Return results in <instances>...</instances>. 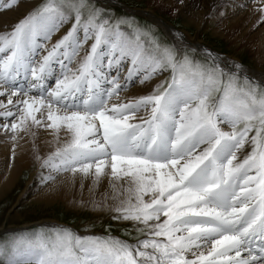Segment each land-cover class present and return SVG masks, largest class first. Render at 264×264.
<instances>
[{
  "label": "snow or ice",
  "instance_id": "snow-or-ice-1",
  "mask_svg": "<svg viewBox=\"0 0 264 264\" xmlns=\"http://www.w3.org/2000/svg\"><path fill=\"white\" fill-rule=\"evenodd\" d=\"M18 3L0 0V11ZM257 3L264 23V0ZM69 19L71 29L36 60L41 41ZM144 35L110 25L89 0H44L0 32V115L12 118L0 128L13 141L31 127L51 130L57 146L44 166L91 176L96 186L107 179L113 219L143 236L129 243L38 231L0 249L3 264H264V84L239 65L221 67L211 54V64L199 62ZM105 56L117 71L130 62L125 80L171 76L121 100L126 85L104 78ZM21 74L31 78L26 88L15 86ZM49 77L54 87L45 86Z\"/></svg>",
  "mask_w": 264,
  "mask_h": 264
},
{
  "label": "rangeland",
  "instance_id": "rangeland-1",
  "mask_svg": "<svg viewBox=\"0 0 264 264\" xmlns=\"http://www.w3.org/2000/svg\"><path fill=\"white\" fill-rule=\"evenodd\" d=\"M171 1L174 2L176 8H179L177 7V5L182 6V4H184L187 0H171ZM43 2L44 0H33V5L30 7V10L27 12V14L31 12L32 10L40 7ZM212 2L209 4L208 14L205 15V18H207L208 28L209 29L214 28L215 30H217L218 33L217 34L209 33L208 29L200 30V32L196 31L197 36L194 33L195 38L198 40H201V42H198V43L206 46L210 50H213L220 54L227 55L228 57H231V58L236 57L235 55L237 54L239 55V62L243 66L245 65V66L253 68L257 71L259 70L262 73H264V55H263L264 42L262 40L264 36V23L259 22L261 14L260 12L255 11L260 6L257 3V0H246L245 1L246 3L244 6L242 5L241 7H237V8L235 7V4L238 3V0H213ZM146 3H147L146 0H114V1L112 0L111 4L105 5V4H101L99 1H96V0H89V4L91 7H94L100 10L101 18L103 20H107L109 24L113 26L119 23L120 30L124 32L125 34H135L136 31L139 30L141 33L145 34L143 36L144 41H150L152 39H155L163 46L175 47L165 35L164 30L160 28L159 26L155 25L152 22V20H150L147 17V15H144L140 12L141 9H144L145 7H147ZM17 6L13 7L12 9L16 8ZM125 6L132 8V9L126 10ZM150 6H151V9L155 11V15L163 18L168 24H171L175 29L180 30L183 33L187 34L186 23H184L181 20L179 13H176V11H173L172 9L173 6L165 4V1L163 0H158L157 2L150 4ZM248 8H251L253 10L255 9L254 10L255 12L246 13V10ZM8 10H11V9H8ZM73 23H74V20L69 19L65 23L67 26L64 25L65 29L69 30L70 26ZM9 30H11V28L8 29L7 31ZM192 32L193 30H191V33ZM184 35H182V37H184ZM54 38H55L54 35H52L49 41H46V42L43 41L42 44L43 43H45L46 45L53 44ZM237 39L239 40V43L237 46H234L233 43ZM91 41L93 40L91 39ZM45 49L46 48H44L43 50ZM43 50L41 49L38 52H43ZM178 52L180 54H188L193 59L199 62H207L208 64L212 63L211 59L202 55L199 51H197L194 48L183 47V49L178 50ZM80 54H83V53L80 52L78 57H81ZM260 54H261V57H260ZM37 55L35 56L36 60H38L39 58V53H37ZM107 58L109 57L105 56L104 59H107ZM123 63L120 65L119 71H117V68L115 66L113 67V70L111 69L112 71L109 72V74L106 71V75H108V79L114 77L117 73V75L121 77L120 78L121 82L125 80V77H126L125 75L128 74V69L131 67V65L130 63H128L127 65V60L125 61L124 64ZM123 65H126L127 68L124 69L122 67ZM71 67L75 69V67H77V64L73 61ZM55 70H56V67H55ZM102 71L104 70L102 69ZM21 75L24 76L23 74ZM157 75L161 76L160 82L162 83L170 79L171 70L169 69L168 71H163ZM157 75L155 76L158 77ZM133 77H135L134 80L136 82L139 80L140 75H137V76L134 75ZM52 79L54 78L52 77ZM52 79L50 80L49 78L47 79L50 82H52L50 87H53V85L55 84L54 83L55 80H52ZM135 82H133V84L129 83V81L126 83L127 85L129 83V86L130 85L133 86ZM253 82L264 84L258 81H253ZM22 84L23 83H18V84H15V86L22 85ZM24 84H27V83H24ZM27 86L25 85V87ZM2 141L7 145V143L10 140L3 139ZM2 141L0 142V146L4 145ZM35 144H33L34 147L36 146ZM51 147L52 146H50V144H46V146H42L41 149L43 148L45 152L43 151L42 153L41 151L42 153L41 155L38 152L32 153L31 139H30L29 145L25 147V150L28 149L30 151L29 155H30L31 161L29 162H31V166L25 167L22 170V174L20 175L19 178L16 179L17 182L14 184V186H12L13 188L11 187L10 189H7L4 192H2L3 194H0V223L4 222V219L6 216H10L11 219L9 218V220L13 221L14 224H18L21 220H25L28 222L40 221L41 223H30L28 227L23 228V229H21L19 226L13 227V228H17L16 230H13L11 228L10 229L4 228V230L2 229V232L0 231L1 232L0 233V249H2L1 245L4 248L5 247L10 248L12 244L17 240L18 237H29L33 233L38 232V231L49 232L57 228H67L81 236L111 235L121 240L128 241L129 243H135L137 239H142L143 236L134 230L132 223L122 224L120 223L119 220L113 219L114 215L112 213L111 214L106 213V214L100 215V214H96L95 212H91L87 210L86 208H84L85 204L87 205V202H85L87 200L84 198L83 200L82 198L79 199V200H82L80 204L84 206L83 207L84 209L81 208V210L80 208L73 209V208L66 207L65 206L66 204L64 202L66 200V197L65 198L63 197L65 199L63 200V198L60 197V194H58V190H56L57 191L56 192L55 189H53L54 192L52 194L48 193L51 190H48L47 192H45L44 196H41L43 195L41 194V195H32L31 197V194H29L28 198H30L31 200L28 199L29 201L27 200L24 202L20 201L23 197V195H21L22 197L20 196V192L23 190L25 192L26 190L25 188L28 186L26 184L28 183L29 180H31L30 178H32V175H34L35 177L36 172H38V171L36 172L34 171L40 170V167L43 165V160L47 158L50 154V152L47 153V150H45V148L47 149ZM20 150L21 149H19L18 151ZM37 157H40V159H38ZM25 162L27 163V161ZM1 164L2 162L0 160V170H1ZM33 165H35V170H33V167H34ZM32 181L34 182V180ZM39 196H41V199L39 198ZM48 197H50L52 200ZM69 199L73 200L74 198L73 196H71ZM76 199L77 198L75 197L74 200ZM19 216H20V219H19ZM44 220L60 221L61 223H64V224L59 225V224H55V223L53 224L50 222L42 223ZM7 225H8L7 223H4L2 227H6Z\"/></svg>",
  "mask_w": 264,
  "mask_h": 264
},
{
  "label": "bare ground",
  "instance_id": "bare-ground-1",
  "mask_svg": "<svg viewBox=\"0 0 264 264\" xmlns=\"http://www.w3.org/2000/svg\"><path fill=\"white\" fill-rule=\"evenodd\" d=\"M96 1H99L101 4H105V5H107V4L109 5L112 3V0H96ZM157 1L158 0H146L147 7H145L144 9H141L140 12L144 15H147V17L150 20H152V22L155 25L159 26L160 28H162L164 30L165 35L171 41V43L176 47V49L182 50L183 47L194 48L197 51H199L202 55L206 56L207 58H209V54H211V57L217 58L216 62L219 63L221 65V67H224L225 65H227L230 68L234 69L236 65H239L238 71L241 75H243V76L247 75L253 81H258L260 83H264V73H262L259 70L257 71L253 68H250L248 66H245V65L243 66L239 62V55L236 54L235 55L236 57L231 58V57H228L227 55L220 54V53L215 52L213 50H208V48L206 46H204L202 44H200V45L198 44V42H201V40H198L195 38L194 33L197 36L196 31L200 32V30L208 29L209 33H212V34L218 33L217 30H215L214 28H211V29L208 28L207 18H205V15L208 14L209 4L213 0H187L184 4H182V6L177 5V7H179V8H176L173 1L163 0V1H165V4L173 6V8H172L173 11H176V13H179L181 20L184 23H186L187 34L183 33L180 30L175 29L171 24H168L163 18L155 15V11L153 9H151L150 4L157 2ZM245 1L246 0H238V3L235 4V7L237 8V7H241L242 5L244 6L246 3ZM212 4H213V2H212ZM32 5H33V0H20L18 3V6L16 8L11 9V10L0 11V32H6L8 29L12 28L19 20H21L23 17H25L24 15L27 14V12L30 10V7ZM236 8H235V10H236ZM125 9L131 10L132 8L125 6ZM254 10L251 8H248L246 10V13H252V12L254 13L256 11V10L255 11ZM64 25H66V24L64 23L63 26L59 29V31H57L54 34L55 38L53 40L54 41L53 44H47L46 45L45 43H43L44 46L41 48L42 50L44 48L50 49L52 45H54L62 36H64L71 29L72 25L70 26L69 30L65 29ZM191 30H193L192 33H191ZM79 35H80V38L83 39V32H81ZM182 35H184V37H182ZM262 40L264 42V36H263ZM42 42L43 41H41V43ZM92 43H93V41H91V39H89L87 41V43L83 46V49L80 51L83 54H80L81 57L77 56L78 58H75V60H74V62L76 64L84 56L85 50L90 49V46ZM238 43H239V40L237 39L234 41L233 45L237 46ZM46 49L43 50V52H38L39 58H41L42 56L47 54ZM104 51L107 52V46H104ZM263 55H264V53H263ZM37 57H38V55H37ZM260 57H261V54H260ZM39 58H38V60H39ZM108 59H110V57L107 59H104V63L102 65V69L104 70L103 71L104 78H107V79H108V75H106V71L109 74V72H111L113 70V67H114L113 66L112 68H109L107 66ZM124 63H125V61H124ZM128 63H130V62L127 61V65H128ZM55 67H56V70H55L54 75L58 76V75H60L61 69H60V66L58 64L55 65ZM122 67L124 69L127 68L126 65H123ZM114 75H115V73H114ZM115 76H117V73ZM125 76H127V75H125ZM140 78L136 82L134 80L135 77H133V79L131 81L130 80H124L123 82L120 81L121 84L126 85V90L120 92L121 100H127L128 98H131V97L149 94L156 87V85L161 83L160 82L161 81L160 75L158 77L154 76L150 81H147L146 83H143V84L140 83ZM30 79H31L30 77L26 79L24 76L20 75L17 77L15 84H18V83H23V84L27 83L28 84L30 82ZM50 79H52V77H49V80ZM49 80L45 81V86H47V84L50 82ZM52 80H54V79H52ZM128 81L131 84H133V82H135V84L133 86L130 85L131 86V88H130L129 83H128V85L126 83ZM23 84L17 85V86L18 87H25V85L27 86V84H24V86H23ZM53 87H54V85H53ZM102 87L104 89H108L110 87V85L108 83H103ZM13 99L15 100L16 98L13 97ZM0 100L6 101V97H0ZM112 102H116V101L114 100ZM3 111H4V109H0V113H2ZM11 119L12 118L9 117L6 120L3 115H0V124L10 122ZM33 132L35 133V135L32 134ZM12 135H13V133L11 131H5L4 129L0 128V142L3 139L4 140L9 139L10 140L7 143V145L2 141L4 143V145H6V146H4L3 144H2L3 146H0L1 147L0 148V160L2 162L1 170H0V194H3L2 192H4L7 189H10L12 186H14V184L17 182L16 179L19 178L20 175L22 174V170L25 167L31 166V162H29V161H31L30 160L31 158L29 155L30 151L28 149L25 150V147H27L29 145L30 139H31L32 153L38 152L41 155L44 151V149L43 148L41 149V147L46 146V144H50V146H52V147L47 148V149L45 148V150H47V153H49V152L52 153L55 150V147L57 146L53 140L51 130L44 129V128L31 127L27 133L20 132L18 134L17 140H15V141L12 140V138H11ZM63 138L64 137H63V133H62L61 139H63ZM35 143H37V144H35ZM33 144H35L36 146L34 147ZM13 149L15 150L14 154H13ZM19 149H21V150L18 151ZM41 151H42V153H41ZM25 161H27V163ZM33 166H34L33 170H35V165H33ZM36 171H38V172H36ZM34 172H36V175H35V177H34V175H32V178H30L31 180H29L28 183L26 184L28 186L25 188L26 189L25 192H24V190L20 192V196L23 195V197L21 196L22 197V199L20 200L21 202H24V201H27L28 199H30V198H28L29 194H31V197H32V195H41V194H43L41 196H44L45 192H47L48 190H51L48 193L52 194L54 192L53 189H55V191L58 190V194H60V197H62V198L66 197V200L64 198H63V200H65L64 201L66 204L65 206L68 208H73V209H76V208L79 209L80 208V210H81V208L82 209L86 208L87 210H89L91 212H95L96 214H100V215L106 214V213H110V214L112 213L113 215H115V213L112 212L111 208L109 207V205H111L113 202L110 199L106 200V197L111 196V189L109 187V183H108L107 179L102 180V182L98 186H96L93 184V178L91 176L84 178L80 174H77L75 177H73L71 173H67V172H63V171L57 173L54 169L47 167V166H44V164L40 167V170H35ZM50 176L54 177V179H49ZM32 180H34V182ZM41 196H39L40 199H41ZM71 196H73L74 199H75V197L77 199L76 200H74V199L70 200L69 198ZM50 197H51V195H50ZM50 197H48V198H50ZM80 198H82V200H83V198L87 200V201H85V202H87V205L85 204V207L80 204L82 201V200H79ZM9 218H10V216H6L4 219V222L0 223V229H1L0 231L1 232H2V229L4 230V228L5 229L11 228L13 230H16L17 228H13V227L19 226L21 229H23V228L28 227V225H30V223H41L40 221L28 222L25 220H21L19 222L21 224H19V223L14 224L13 221L9 220ZM19 219H20V216H19ZM119 221L122 224L131 223V222H127V221H121V220H119ZM45 222L46 223L50 222L53 224L55 223V224H59V225L64 224V223H61L60 221H54V220H51V221L44 220L42 223H45ZM4 223H7L8 225L6 227H2ZM6 245H8V244H6ZM1 248L3 249L4 247L1 245ZM5 259H6V257L0 253V264H3Z\"/></svg>",
  "mask_w": 264,
  "mask_h": 264
}]
</instances>
